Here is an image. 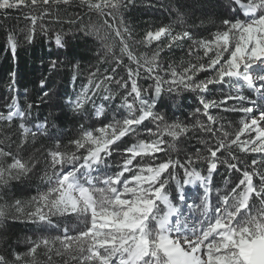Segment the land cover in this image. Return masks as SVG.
I'll return each mask as SVG.
<instances>
[{
  "label": "trees",
  "instance_id": "obj_1",
  "mask_svg": "<svg viewBox=\"0 0 264 264\" xmlns=\"http://www.w3.org/2000/svg\"><path fill=\"white\" fill-rule=\"evenodd\" d=\"M236 8L233 0H123L120 9L109 16L104 4L90 9L81 0H69L67 4L63 0H49L47 5L39 3L35 7L0 10V114L7 116L13 99L24 113L23 117L15 116L10 121L0 119V149L12 153L10 157L0 158V168L7 169L14 156L31 169L18 179L13 178L16 170H11V175L6 171L5 179L0 180V212L3 213L0 215V256H4L9 264H85L76 249H64L60 243L66 232L74 235L73 227L82 223L74 219V214L48 213L40 197L55 185L57 176L73 167L54 166L52 152L82 156L84 150L77 151L72 141L79 139L84 131L96 134L95 130L112 122L113 117L122 119L128 115L121 107L130 91L128 69L136 70L138 66L121 52L122 39L138 58L150 57L159 49L155 72L149 73L142 61L139 66L136 81L141 98L154 102V113L163 116L167 123L182 122L190 127L188 133L176 139L164 135L162 147L165 151L156 154L158 159L143 162L159 163L171 158L186 164L187 158L191 157L194 162L190 167L207 175V161L197 160L195 154L199 151L201 155H207L201 141L214 145L216 140L213 133L197 124V121L208 124L200 100L220 101L229 93L235 95V90L223 83L210 85V90L203 93L183 86L169 92L168 84H164L160 95L156 96L154 77L159 74L164 80H171L170 66L179 72L190 63L207 65L212 54L205 56L197 42L212 40L216 33L227 30L225 20H232L234 16L244 19V15L236 13ZM33 15L37 19L34 34L29 39L33 27L30 17ZM160 27H171L175 34L188 31L191 39L175 43L165 38L150 44L142 42L147 32ZM117 28L121 29L120 35H117ZM123 28L131 32V38L124 36ZM9 35L15 38V53L9 45ZM57 36L60 37L59 44ZM169 43H172L170 48ZM213 75L214 70L208 69L197 72L194 79L198 82ZM106 77L110 79L106 80ZM125 81L129 85L127 88L122 86ZM97 84H100L99 88L95 87ZM241 93L251 100H259L257 94L246 86ZM105 95H110L111 99L106 101ZM132 99L128 96L130 102ZM77 100H83V107H75ZM248 104L245 102L243 106ZM101 105L104 113L97 116L96 110ZM233 106H240V102L229 100L221 108L208 110L217 118L214 128L223 124L225 130L232 132L238 127L244 114L223 110ZM40 125L43 127H38ZM135 127L136 132L117 141L113 145L117 151L93 172L97 180L107 173L119 171L117 162L123 148L138 140L160 138L156 122L151 118ZM220 135L215 133V136ZM170 145H174V150ZM218 155L232 162L228 151L222 150ZM232 155L244 162L245 167L253 158L264 162L260 154L241 153L235 147ZM169 172L183 182V168H170ZM128 175L130 173H125ZM239 175L223 164L213 173L208 197L211 209L235 186ZM162 178L168 180L169 199L180 207L175 180L167 173ZM184 194L203 200L204 189L196 183L184 185ZM250 204L254 206V213L259 201L253 198ZM160 208L162 212L166 211L162 204ZM38 209L47 215L46 220L41 221L38 215H34ZM43 240L49 244L44 245ZM34 243L40 246L34 254H29ZM17 255L20 260L16 259Z\"/></svg>",
  "mask_w": 264,
  "mask_h": 264
},
{
  "label": "snow or ice",
  "instance_id": "obj_2",
  "mask_svg": "<svg viewBox=\"0 0 264 264\" xmlns=\"http://www.w3.org/2000/svg\"><path fill=\"white\" fill-rule=\"evenodd\" d=\"M63 2L67 4L69 0ZM81 2L87 3L90 9L100 8L104 4L108 8V15L111 16L113 11L120 9L123 0ZM39 3L47 5L49 0H0V10L21 6L35 7ZM233 3L237 5L236 13L244 15L246 19H237L234 16L232 20H225L227 30L216 33L212 40L197 42L199 48L204 50L205 56L213 53L209 56L207 65L190 63L179 72L170 66L171 80H164L159 74L154 77L156 96L160 95L164 84H168L169 92L183 86L184 89L203 93L210 90V85L223 83H229L230 87L235 88V95L229 93L220 101L203 98L200 100L208 124L200 121H197V124L201 129L213 133L216 140L214 145L206 140L201 141L205 145L207 155H201L199 151L195 154L197 160L207 161V175H202L190 167L194 162L191 157L187 158L186 164L171 158L159 163L143 162L145 159L154 161L158 159L157 153L165 151L162 147L165 143L162 138L164 135L176 139L188 133L190 127L182 122L167 123L163 116L154 113V102L150 103L141 98V89L136 81L139 66L142 61L147 65L149 73L155 72L159 49L150 57L138 58L123 39L121 52L138 66L136 70L131 67L128 69L130 91L121 105L128 115L122 119L113 117L112 122L96 129V134L93 131H84L79 139L72 141L77 151L84 150L85 154L82 156L60 151L51 153L54 166L73 167L57 176L55 185L41 196L40 200L48 213L74 214L84 225L77 235H68L66 232L60 243L64 249H76L85 264H264V162L253 158L245 167L244 162L232 155V149L235 147L241 153L260 154L261 160L264 161V0H233ZM30 19L33 27L29 39L34 34L37 17L33 15ZM122 30L126 38H131V32L127 28ZM120 31L121 29L117 28V35H120ZM162 37L170 38L172 43L185 38L191 39L188 31L174 35L169 28L160 27L147 32L142 42H159ZM8 42L15 53L14 36L9 35ZM56 42L60 43L59 36ZM172 43L168 44L169 48ZM224 53H227V57ZM208 69L214 70L213 76L198 82L194 79L197 72ZM226 78H235L238 84L242 82V85H233L231 80ZM122 86L127 88L129 85L125 81ZM243 86L256 93L262 103L257 104L250 97L243 95ZM95 87L99 88L100 84ZM128 96L133 98L131 102ZM104 99L107 101L111 96L105 95ZM229 100L239 101L240 106L225 107L224 111L244 114L238 127L232 132L225 130L223 124L214 128L218 123L217 118L208 112L210 108H221ZM245 102L251 103L252 106H243ZM75 107H83V100H77ZM196 111L199 112L200 109ZM103 113L104 107L101 105L97 108L96 115L101 116ZM23 115L13 99L7 116L0 114V119L10 121L15 116ZM149 118L156 122L160 138L151 141L138 140L123 148L119 153L120 161L117 162L119 171L97 180L93 172L106 164V159L117 151L113 145L122 137L135 133V126ZM21 127L23 128V125ZM216 132L221 135L215 136ZM170 147L174 150V145ZM222 150L228 151L232 162L218 155ZM10 156L11 152L0 149V158ZM222 164L240 175L230 192L225 193L219 204L211 209L208 197L212 176ZM174 167L184 169L183 182L169 172V169ZM11 170H16L13 178L18 179L31 169L21 159L13 156L7 169L0 168V180L5 179L6 171L11 175ZM125 173L131 175L125 177ZM165 173L175 180L180 201H186L184 185L196 183L203 186V200L201 205H197L202 208V215L196 223L190 225L189 221L183 218L181 208L169 199L166 191L168 180L162 178ZM98 184L103 186H97ZM253 198L259 201L254 213V206L250 204ZM161 204L166 211L162 212ZM185 206L192 207L188 204ZM2 214L0 212V215ZM34 215H38L41 221L47 218L39 209ZM42 243L46 246L49 244L47 240ZM39 246L34 243L29 254H34ZM16 259L21 258L17 255ZM0 264H9V261L0 256Z\"/></svg>",
  "mask_w": 264,
  "mask_h": 264
},
{
  "label": "rangeland",
  "instance_id": "obj_3",
  "mask_svg": "<svg viewBox=\"0 0 264 264\" xmlns=\"http://www.w3.org/2000/svg\"><path fill=\"white\" fill-rule=\"evenodd\" d=\"M244 19H246V17H245ZM165 28H169L170 31L172 32V34L175 35V33H174V31H173V29H172L171 27H165ZM162 39H163V37H162ZM165 39H169V41L171 42L170 38H165ZM211 54L213 55V53H211ZM226 55H227V53H224V56H226ZM211 71L213 72L212 69H211ZM229 79L231 80V84H233V85H237V86L242 85V82H239V84H238V82L235 80V78H228L227 80H229ZM226 85H227L231 90H235L234 87H230V84H229V83H226ZM209 87H210V86H209ZM242 89H243V87L241 88V90H242ZM256 103H257V104H260V103H262V102H261L260 99H259L258 101H256ZM247 106H252V105H251V103H249ZM257 111H258V110H257ZM107 174L110 175V173H107ZM130 175H131V173H130ZM130 175L125 176V177H129ZM122 179H123V178H122ZM97 186H103V185L98 184ZM185 197H186V201H181V202H180V208H181L182 213H183V218L186 219L187 221H189V223H190V225H191V224L196 223V221L199 220V219L201 218V215H202V208H198L197 205H201L202 200L199 199L197 196H196V197H197V200H195L194 198H191L192 195H188V194H185ZM186 204L191 205L192 207H191V208H188V207L185 206ZM217 205H218V204H215V205L213 206V209H214ZM209 214L211 215V213H209ZM74 219L78 220V219L76 218V216L74 217ZM173 219H175V217H173ZM82 229H83L82 224H81V226H80V225H75V226L73 227L74 235H77L78 232H79L80 230H82Z\"/></svg>",
  "mask_w": 264,
  "mask_h": 264
}]
</instances>
